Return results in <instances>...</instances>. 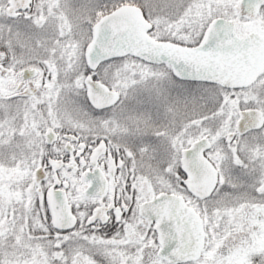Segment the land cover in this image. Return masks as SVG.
Listing matches in <instances>:
<instances>
[{"label": "snow or ice", "instance_id": "6c2138e0", "mask_svg": "<svg viewBox=\"0 0 264 264\" xmlns=\"http://www.w3.org/2000/svg\"><path fill=\"white\" fill-rule=\"evenodd\" d=\"M0 264H264V0H0Z\"/></svg>", "mask_w": 264, "mask_h": 264}]
</instances>
